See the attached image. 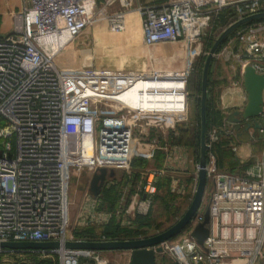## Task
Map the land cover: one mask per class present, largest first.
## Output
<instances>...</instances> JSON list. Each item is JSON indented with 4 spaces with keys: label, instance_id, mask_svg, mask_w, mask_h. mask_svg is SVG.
Returning a JSON list of instances; mask_svg holds the SVG:
<instances>
[{
    "label": "built area",
    "instance_id": "obj_1",
    "mask_svg": "<svg viewBox=\"0 0 264 264\" xmlns=\"http://www.w3.org/2000/svg\"><path fill=\"white\" fill-rule=\"evenodd\" d=\"M259 1L167 0L139 6L142 44L149 48L194 40L209 27L213 14L229 7L240 21L260 12ZM117 2L119 10L110 12ZM128 7L127 1L120 0H22L21 9L11 15L12 32L0 36V244L59 245L46 250L0 248V264H80L81 258L108 264L98 251L64 247L110 241L80 238L70 229L72 171L93 175L100 169L115 173L131 169L139 142L148 135L137 132L140 126L135 115L159 111L128 109L120 97L144 76L168 73L154 71L148 76L94 66L62 69L54 59L66 43L100 22L105 21L111 32H123ZM236 36L241 45L258 51L254 62H243L236 55L241 75L247 64L257 74L264 73V19L253 21ZM100 54L92 50L93 57ZM220 56L217 52L212 58ZM187 73L188 69L173 71L170 76L185 86ZM184 97L186 105V89ZM180 110L176 115L185 113ZM239 125L253 131L250 141L263 144L260 159L242 174H216L211 147L236 137ZM206 145V182L212 187L207 206L200 207L189 222L185 237L174 245L162 244V252L156 255L167 256L173 264H231L235 259L257 264L264 245V91L258 117L239 122L225 119L208 135ZM195 170L197 182L198 165ZM158 174L151 171L145 176L143 204L155 195ZM179 187L174 183L172 191ZM206 210L209 235L200 245L191 233L204 221ZM8 254L20 258L5 259Z\"/></svg>",
    "mask_w": 264,
    "mask_h": 264
},
{
    "label": "rangeland",
    "instance_id": "obj_2",
    "mask_svg": "<svg viewBox=\"0 0 264 264\" xmlns=\"http://www.w3.org/2000/svg\"><path fill=\"white\" fill-rule=\"evenodd\" d=\"M231 1L233 0H226V2ZM122 3H124V1H122ZM6 4H8L14 12H17L21 9L22 0H0V14H2V18L0 19V36L10 34L13 29V20L10 16L5 14V10H7ZM129 8L130 7H128L127 10ZM258 8L260 10L259 13H264V0L259 1ZM236 22L238 21L236 20L235 11L229 7L220 10L217 14H213L209 27L203 31L201 37L193 40L200 43L201 46L197 48L193 54L189 66L183 64V58L180 56V52H182L181 41H183V39L176 43H161L149 48L145 47L141 40L135 46V49H137L139 53V58L135 60L136 58L132 56V53L129 52L130 50L125 47V31L121 33L111 32L105 21L99 23V25L101 23L105 25H102L98 30L86 31L82 36L73 40L55 57L54 62L58 68L65 67L62 63L73 60L78 64V67L73 69L97 66L115 71H127L138 74L143 73L148 76L153 74L154 71L164 73L167 70L183 71L188 69L185 84L187 93L186 99H188V103L193 105L192 107H194L195 110L192 111L191 107L188 114L185 112L183 115H165L171 116L174 121H177L176 126L172 128L168 126L173 123L170 125H164V123L155 125L150 123V121L152 122L160 118V113L148 115V117H144L145 120L143 119L142 122H138L140 127L136 128V130L137 132L142 130V133L145 134L147 130L152 131L150 136L153 140H156L158 146L161 147L164 146V143H167V145L169 144L171 147H173V143L174 145L185 143L194 160L192 169L196 171V167L193 168V166L198 165L200 156L201 128L199 103L203 68L208 53L215 41L226 29ZM251 23L252 22L242 25L229 34L215 52H221L220 58L217 60L212 58L211 60L208 72L210 78H208V81H212V84L209 110H206L205 143L208 135L212 131L220 128L225 119H235L232 113L217 109V99L223 89L230 87L234 82L237 83L239 79L240 67L239 59L236 57L237 54L243 62L246 60L258 59L255 55L258 51H250L247 49L246 45H241L236 36L238 32H244L245 26ZM99 25L96 28H98ZM139 30L142 34L140 24ZM93 32L94 37H91ZM89 33H91L90 36H88ZM234 36L235 40L230 42ZM87 37L89 38L88 40H86ZM90 39L94 41L91 40V43L88 44ZM94 46L99 49L103 48L101 56L96 58L91 56V49ZM165 47L169 48V51H164ZM150 55L152 56L150 57ZM237 100L239 101L241 99L236 95V101ZM237 112L240 114L243 110ZM238 118H240V116ZM244 128L245 125L237 126L236 132L242 133ZM247 136L248 135H246V137ZM143 138H147V136L145 135ZM221 141L214 143L211 147V151L215 158L214 173L216 174L230 173L232 168L234 166L236 167V165L229 162L231 152L226 150L227 148L224 147L225 144ZM169 152H161L160 155H162V153L164 155L163 160H165L166 153L170 155L171 161H173V150ZM254 162L255 161L249 160L247 164L251 166ZM162 163H164V161ZM143 177L144 176H141L131 169L127 172H116L114 177L105 179L100 193L97 197H94L92 192H90L92 175L88 171H83L81 173L72 171L68 208L70 229H73L75 235L80 238H91L95 240L107 239L110 241L145 239L156 236L169 229L183 216L190 204L186 196L187 190L189 189L187 188L189 180H184L183 178L177 183V186L182 185V187H185L186 192L184 195L172 191L173 181L171 178L160 176L157 180L155 195L150 199L149 203L143 204V185L145 183ZM206 186L207 188L205 189V195L201 205L202 208H206L212 188L210 183L207 185V182ZM191 190L193 189H190V194ZM187 233L188 229L183 230L179 235L170 240L168 244L173 243L174 245L175 242L185 237ZM99 255L103 257L108 264H123L126 260L127 253L114 251L100 252ZM4 258L15 259L20 258V256L18 255L15 257L12 254H8ZM263 260L264 253L263 256L257 260V264H260ZM80 264H95V262L91 258H81Z\"/></svg>",
    "mask_w": 264,
    "mask_h": 264
},
{
    "label": "water",
    "instance_id": "obj_3",
    "mask_svg": "<svg viewBox=\"0 0 264 264\" xmlns=\"http://www.w3.org/2000/svg\"><path fill=\"white\" fill-rule=\"evenodd\" d=\"M264 19V13H258L246 17L226 29L211 47L204 68L201 80V97H200V156L198 161L197 185L193 199L183 216L166 231L145 239L127 240V241H107L93 243H67L65 248L75 250H90L98 252L110 251H128L130 252L129 264H155V255L162 252L161 245L172 240L186 229L189 222L201 207L204 193L206 189V153L208 146L205 143L206 133V102H207V86L208 72L213 54L218 49L223 40L234 30L247 23ZM243 89L246 93V105L242 113L235 112L233 116L239 122L238 117L242 120H250L258 117L262 112L263 91H264V73L257 74L252 64H247L242 73ZM3 124V123H2ZM255 128H258L256 125ZM115 172H107L100 169L92 175L90 182V192L97 197L101 191V187L106 178L114 177ZM209 235V212L204 213V221L199 224L191 233V237L200 245ZM57 243H4L0 244V248L11 251L23 250H46L57 249Z\"/></svg>",
    "mask_w": 264,
    "mask_h": 264
},
{
    "label": "crops",
    "instance_id": "obj_4",
    "mask_svg": "<svg viewBox=\"0 0 264 264\" xmlns=\"http://www.w3.org/2000/svg\"><path fill=\"white\" fill-rule=\"evenodd\" d=\"M120 1H124V2L127 1L130 4V8L127 10V13H126L127 15L131 12L138 14L136 9L139 6L147 5V4H160V3L166 2L167 0H120ZM10 8L11 7H9L8 4H6L7 10H5V14L10 16L11 18V15L14 11L12 8L11 9ZM116 10H119L118 2L110 9V12H113ZM1 18H2V14H0V19ZM139 21H140V17H139ZM94 30H96V28L91 31H94ZM93 34L94 32L92 33L91 37H94ZM90 35L91 33H89L88 36ZM88 39L89 38L87 37L86 40ZM91 40L93 39H90L88 44L91 43ZM141 40H142V35H141ZM93 49L99 50V48L95 46L91 50ZM100 50L102 54L103 48L102 49L100 48ZM101 54L99 56H101ZM91 56H92V51H91ZM99 56H96V57H99ZM62 64L63 66H65V67H61L62 69H67V68L73 69V68L78 67V64L73 60H70L69 62L68 61L64 62ZM240 65L241 64L239 63V67ZM94 67H97V66H94ZM98 68H101V67H98ZM208 78H210L209 75H208ZM211 84H212V81L209 80L208 86H207V102H206L207 111L209 110L208 108L210 105ZM236 95L239 97V99H241L239 100L240 102L238 100L236 101ZM187 100L188 99H186V112L188 114L189 110L191 109L193 105L188 103ZM245 105H246V93L244 92V89H243V79H242L241 68H240L239 79L237 80V83L234 82L230 87L223 89L220 92L218 99H217V109L220 111L232 113L233 115V113L237 111H242ZM193 110H195L194 107H192V111ZM238 120L240 121V118H238ZM233 121L237 122L235 119H233ZM176 123L177 121H174L173 119V124L168 127L172 128L173 126H176ZM147 132H149L148 135H146L147 138H142V141L139 142V145L137 147V155L132 161L131 170L134 172H137L141 176H144L143 177L144 179H145V176L149 172L157 171L159 174L156 180H158L160 176L161 177L165 176L166 178H171V180L173 181V185L174 183L175 184L179 183L180 179H183V178L184 180L185 179L189 180V185H187V188L189 189L187 190L186 196H187V200L191 203L193 196H194L197 182H196V174H195L196 171L192 169V163H194V160L191 157L188 146H186L185 143L183 142H182L183 144H178V145H174L173 143V147H171L169 144L167 145V143H164L163 147L158 146L157 141L153 140L152 137L150 136V133H152V131L147 130ZM250 133H253L251 129L244 128L243 132L237 133L236 137L230 138V139L224 138L222 140L223 143L225 144L224 147L227 148L226 150H229L231 152V156H229V159H230L229 162L236 165V167L234 166L232 168L230 173L242 174L244 173L245 170L249 169L250 167L247 164V161L249 160L258 161L260 159L261 149H262L263 144L261 143L260 140L250 141V138H249ZM246 135L248 136L246 137ZM244 138L247 140H245ZM232 148H235V151H232ZM171 150H173V161H171L170 155H167L166 153H165V156L167 158L165 157V160H163V157H164L163 153L169 152ZM161 152H163L162 155H160ZM163 161L164 163H162ZM195 167L196 165L193 166V168ZM190 189H193L191 190V194H190ZM176 192L178 194L185 195V192H186L185 187L184 186L182 187L181 185L179 187V191H176ZM110 252H114V251H110ZM120 252L127 253L126 260L124 261L123 264H129L130 252L128 251H120ZM262 253H264V245L262 248ZM116 264H119V263H116ZM155 264H173V262L167 256L155 255ZM260 264H264V260L260 262Z\"/></svg>",
    "mask_w": 264,
    "mask_h": 264
},
{
    "label": "bare ground",
    "instance_id": "obj_5",
    "mask_svg": "<svg viewBox=\"0 0 264 264\" xmlns=\"http://www.w3.org/2000/svg\"><path fill=\"white\" fill-rule=\"evenodd\" d=\"M139 22L140 21L138 14L131 12L125 16V47L130 50L129 52H131L132 56L136 58L135 60L139 58V53L137 52V49H135V46L139 43V41H141L142 35L139 30ZM102 25L104 26L105 24L101 23L96 29L98 30ZM62 41H65V39H62ZM70 43L71 42L66 43L62 50ZM200 46V43L188 38L181 41L182 52H180V56L183 58V64L189 66L192 61L193 54ZM62 50H60V52ZM98 51L100 52L101 50L99 49ZM164 51H169V48L165 47ZM151 56L152 55H150V57ZM166 72L168 73L167 76L162 75L161 77L157 76L153 78H148L144 76V74V79L138 81L133 87L126 91V93L120 97V101L128 106V109H153L159 111V113L161 114L159 116L161 117L157 118V121L155 120L156 122L153 120V123L151 121L150 123L155 125H160L161 123H164V125H170L171 123H173V118L171 116L165 115H176V113L180 114V109H183V111L186 112L184 97L185 86L184 83L180 81H173V78L170 76V74L173 73L172 70H167ZM129 113L131 116L134 115L132 111H130ZM135 116L137 117V120L139 122H142L144 117H148V115L146 114H136ZM231 264H244V261L241 259H235L231 262Z\"/></svg>",
    "mask_w": 264,
    "mask_h": 264
}]
</instances>
